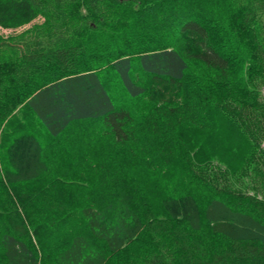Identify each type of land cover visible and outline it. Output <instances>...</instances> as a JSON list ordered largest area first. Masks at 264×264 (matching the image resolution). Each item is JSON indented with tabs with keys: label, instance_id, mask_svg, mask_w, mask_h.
<instances>
[{
	"label": "trees",
	"instance_id": "1",
	"mask_svg": "<svg viewBox=\"0 0 264 264\" xmlns=\"http://www.w3.org/2000/svg\"><path fill=\"white\" fill-rule=\"evenodd\" d=\"M39 17L0 36V264H264V0H0Z\"/></svg>",
	"mask_w": 264,
	"mask_h": 264
},
{
	"label": "rangeland",
	"instance_id": "2",
	"mask_svg": "<svg viewBox=\"0 0 264 264\" xmlns=\"http://www.w3.org/2000/svg\"><path fill=\"white\" fill-rule=\"evenodd\" d=\"M42 22H43V18L39 17V18L35 19L34 21H32V22H30L28 24H24V25H22L20 27H17V28H3V27L0 26V36L8 37L10 35H14V34H18V33L24 32L27 29L31 28L34 24H40ZM20 109H21V106H19L16 109L15 113L19 112ZM206 135L207 134H202V136H205V137L202 138L201 143L204 142L206 148H210V146L212 145L213 139L211 138V136L206 137ZM125 160H126V158L124 157L123 161H125ZM137 167H138L137 170H133V172H134L133 174L122 173V172H120V173H121L122 176L125 175L126 178L134 177L136 175L135 177L139 179L140 186H142L143 189L145 188V190L148 192L147 194H150L152 199L154 198L153 201L156 202V200H157V202H158V200L160 198L159 194H161V192H162L161 191L162 190V186L163 187L165 186V187L168 188V187L172 186V184H170V181H169L168 178L163 177L164 174H162L161 172L153 173L151 170H148L147 169L148 166L144 162L139 163V165ZM90 172H87V173H90L91 176H93V174H94L96 177H97V175H99L98 178L101 177L100 174L98 173L97 169L95 171H90ZM166 172H167L166 177H169L168 172H170V171L167 170ZM172 173L174 175L178 174L176 172H172ZM164 178H165V180H164ZM163 181L165 183L163 185H161V182H163ZM120 183H123V180ZM159 183H160V185H159ZM130 185H131V183L126 185V188H130ZM95 187H96V185L94 184L92 186V189H94ZM110 189H111V187H110ZM129 191H131V193H134L133 192L134 191L133 188L129 189ZM49 248H50L49 245L45 246V252L46 253H40V256L42 258V264H44V263L45 264H52V258L50 256V254L52 252L49 253ZM39 252H40V250H39ZM45 256H47V258H45Z\"/></svg>",
	"mask_w": 264,
	"mask_h": 264
}]
</instances>
